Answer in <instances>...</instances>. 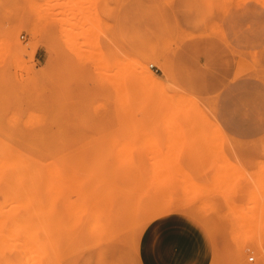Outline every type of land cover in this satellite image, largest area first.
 Returning a JSON list of instances; mask_svg holds the SVG:
<instances>
[{
    "label": "rangeland",
    "instance_id": "1",
    "mask_svg": "<svg viewBox=\"0 0 264 264\" xmlns=\"http://www.w3.org/2000/svg\"><path fill=\"white\" fill-rule=\"evenodd\" d=\"M0 140L39 158L7 167L0 264H42L39 230L46 264H143L167 218L189 253L160 264H264V0H0Z\"/></svg>",
    "mask_w": 264,
    "mask_h": 264
},
{
    "label": "bare ground",
    "instance_id": "2",
    "mask_svg": "<svg viewBox=\"0 0 264 264\" xmlns=\"http://www.w3.org/2000/svg\"><path fill=\"white\" fill-rule=\"evenodd\" d=\"M148 74V73H147ZM150 74H148V78H152V76H149ZM150 78V81L152 80ZM1 141V140H0ZM47 143V142H46ZM41 146H44V147H46V149H48L49 151H50V148L48 147V146H46V145H41ZM49 154H52V153H50L49 152ZM51 157V159H53V155H50ZM23 159H39V158H37V157H35V156H32V155H29V154H25L24 152H22V151H20L19 149H17L16 147H14V146H12V145H10V144H8L7 142H5V141H1L0 142V196L1 197H3L4 196V193H5V186H6V184H5V173H6V170H7V167L8 166H10L9 168H10V171H11V174H12V176H10L11 177V181H13V178L15 177V176H17V173H16V171H20V170H18V168L17 167H20L22 164L24 165V166H26L25 164H24V160ZM20 160V162H21V165L20 164H18V161ZM8 161H10V162H8ZM12 161V162H11ZM14 161H17V164H16V162H14ZM24 161V162H23ZM13 162H14V165H13ZM35 162V161H34ZM40 162V161H39ZM27 163V162H26ZM35 163H37V162H35ZM48 164H50L49 166H50V170L52 171V172H47L48 171ZM48 164H46V166H47V168H45L44 170H46L45 171V173H46V176H47V173H51V177H53V168H52V166H53V164L50 162V161H48ZM29 165V164H28ZM44 165H45V163H44ZM39 166V165H38ZM33 167V166H32ZM14 168V169H13ZM31 168V167H30ZM29 168V169H30ZM34 168L36 169V167L34 166ZM34 168H31V170L30 171H32V169H34ZM20 169V168H19ZM25 169H26V171H24L23 169V172H25L26 173V175H27V173L29 172V170H27V168L25 167ZM14 170V171H13ZM37 170V169H36ZM23 172H22V174H23ZM37 172V171H36ZM13 173L15 174V175H13ZM39 173V172H38ZM44 173V174H45ZM44 174H42V176L44 175ZM8 176V175H7ZM27 176H29V173H28V175ZM39 176H41V175H39L38 174V177ZM246 176V175H245ZM261 176H262V174H261ZM23 177V176H22ZM239 177H241V176H239ZM249 177H251V176H249ZM256 177H257V175H256ZM256 177H255V179H256ZM15 178H16V180H15ZM14 178V182H17L18 183V181H19V179L17 178V177H15ZM23 178H25V177H23ZM29 178V184H31V188H33L34 189V186L32 185L33 184V182L34 181H31V179H30V177H27V179ZM242 178V177H241ZM245 178V177H244ZM263 178V177H262ZM261 178V181L262 180H264V178L262 179ZM26 179V180H27ZM40 180H42V179H44V178H39ZM50 179V178H49ZM250 179V178H249ZM258 179H259V177H258ZM235 180V179H234ZM247 180H248V178H247ZM251 180V179H250ZM254 180V179H253ZM43 181V180H42ZM41 181V182H42ZM48 180H47V177H46V179H44V182L43 183H45V186H46V184H47V186H49L50 185V190H53V184H49L48 185V183H49V181L47 182ZM231 181H232V179H231ZM22 182V181H21ZM20 182V183H21ZM39 183V180L37 179V184ZM237 183V182H236ZM253 183V182H252ZM22 184V183H21ZM29 184H28V187H29ZM234 184V183H233ZM232 184V185H233ZM238 184V183H237ZM255 184V183H254ZM35 185V184H34ZM42 185V184H41ZM260 185V184H259ZM25 186V185H24ZM33 186V187H32ZM240 185H238L237 186V188L239 187ZM257 186V185H256ZM16 187V186H15ZM14 186H13V189H11V188H6L8 191H14L13 193H15V192H17V191H15L17 188H15ZM21 187H22V185H21ZM42 187H43V185H42ZM254 187H255V185H254ZM26 188V189H25ZM22 187L21 188V196L22 197H20L21 199L20 200H24L22 203H23V205H27L25 202H30V200H33L34 199V197H33V199H31L32 198V196H31V191H30V188H28L27 189V187ZM255 188H259V187H255ZM9 189H11V190H9ZM15 189V190H14ZM22 189H24L26 192H27V196H28V198L27 197H25L26 196V194L23 196L22 195ZM45 189H49V187L48 188H45ZM235 189V188H234ZM256 189V190H257ZM259 190V189H258ZM29 191V192H28ZM253 191H254V189H253ZM259 191H261V190H259ZM263 191V190H262ZM25 192V193H26ZM32 192H34V191H32ZM43 192H45L44 190H43ZM250 193L252 192L251 190L249 191ZM255 193H253V194H256V191H254ZM258 192V191H257ZM31 193V194H30ZM46 193V192H45ZM48 193V192H47ZM15 194H17V195H19L20 193H15ZM14 194V195H15ZM23 194H24V191H23ZM49 194V193H48ZM48 194L46 195V196H48ZM9 195V194H8ZM250 195V194H249ZM262 196V194L260 193L259 194V196ZM31 196V197H30ZM46 196L44 197L45 198V204H40L39 203V201H37V202H35V203H37V204H39V205H51V203H50V201H47L46 200ZM49 196L52 198V196L49 194ZM256 196H258V194L256 195ZM263 196H264V194H263ZM262 196V197H263ZM10 197V196H9ZM249 197H251V196H248V198ZM252 197H254V196H252ZM262 197H261V199H262ZM23 198V199H22ZM24 198H26V199H24ZM39 198V197H38ZM51 198H50V200H51ZM258 199L259 200V198L258 197H254V199L253 200H255V199ZM3 199H6V198H3ZM12 201L14 200L13 198H10ZM16 199V198H15ZM48 200H49V198H48ZM258 200H255V201H257V203H259L258 202ZM10 201V200H9ZM10 202V203H12L13 204V207H14V209L15 208H17L19 205H22V203H21V201H19L18 203L16 202L17 200H14L13 202L15 203H13V202ZM34 202H33V204H34ZM46 202L48 203V204H46ZM6 203H7V200H6ZM261 203V202H260ZM264 203V202H263ZM12 204H7V205H12ZM17 204H18V206H17ZM256 203H254V205H255ZM0 205H5V203H4V201L3 200H1L0 199ZM15 205V206H14ZM22 205V206H23ZM245 205H247V204H245ZM248 205H250V203L248 204ZM252 205V204H251ZM257 205V204H256ZM261 205V204H260ZM35 206V205H34ZM52 206V205H51ZM20 208H21V206H19ZM24 208L26 207V206H23ZM31 207V206H30ZM264 206H263V204H262V207H261V210H260V208H259V210H258V212H256V213H254V214H249L248 215V217H246V218H244V221H243V223H242V227H243V231H244V237H245V242H246V244H247V251L248 252H253L254 254H261L262 255V253L264 254V245H263V243L264 242H262V241H264V208H263ZM5 209V208H4ZM132 210H134V209H132ZM3 211V210H2ZM1 211V212H2ZM1 217V216H0ZM42 218V221H44V219L43 218H45V217H41ZM47 219V218H46ZM38 220V219H37ZM51 220V219H50ZM39 221V220H38ZM46 221H44L43 223H45ZM37 225L39 226H43V225H41L40 224V222H37ZM254 226H256L257 228H254ZM249 227V228H248ZM42 228V227H41ZM40 228V229H41ZM257 229V230H254V229ZM50 232H52V230L50 231ZM50 232H49V234H47V235H45L44 234V232L43 231H41V230H39L38 232H36V231H34V233H33V236H34V238H35V240H36V244H37V246H40L41 244H43V245H45V249H44V251H43V256H44V260H43V262H42V264H46L47 262H48V260H49V258H50V255H52V252H51V250H52V246H53V237L51 236V234H50ZM260 243V245H259V243ZM1 254V253H0ZM252 254V253H251ZM36 255L38 256V255H41V251H39V252H36ZM35 264H37V263H35Z\"/></svg>",
    "mask_w": 264,
    "mask_h": 264
},
{
    "label": "crops",
    "instance_id": "3",
    "mask_svg": "<svg viewBox=\"0 0 264 264\" xmlns=\"http://www.w3.org/2000/svg\"><path fill=\"white\" fill-rule=\"evenodd\" d=\"M249 65L246 69L242 67L239 62L234 64L232 68V74H237L239 77L245 78L250 75ZM241 75V76H240ZM169 221V226L165 228V222ZM177 221L174 218H167L157 224L153 230L147 231L141 240V257L143 258V264H160V257H166L168 253L170 243L175 240L176 246L182 251H179L183 256H187L189 251L182 248L184 246L183 237L180 233H177ZM175 248V249H178ZM187 254V255H184Z\"/></svg>",
    "mask_w": 264,
    "mask_h": 264
},
{
    "label": "built area",
    "instance_id": "4",
    "mask_svg": "<svg viewBox=\"0 0 264 264\" xmlns=\"http://www.w3.org/2000/svg\"><path fill=\"white\" fill-rule=\"evenodd\" d=\"M249 259H250V260H252V258H251V257H250Z\"/></svg>",
    "mask_w": 264,
    "mask_h": 264
}]
</instances>
